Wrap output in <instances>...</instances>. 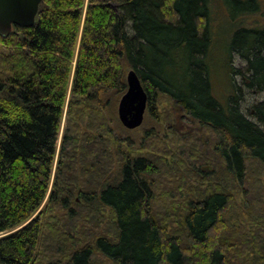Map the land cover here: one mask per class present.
Returning <instances> with one entry per match:
<instances>
[{"label":"trees","instance_id":"obj_1","mask_svg":"<svg viewBox=\"0 0 264 264\" xmlns=\"http://www.w3.org/2000/svg\"><path fill=\"white\" fill-rule=\"evenodd\" d=\"M224 2L233 20L261 8ZM211 13L212 0H43L33 26L0 30V264H103L99 253L110 264H264V212L246 231L234 194L250 164L264 167V100L250 115L241 106L244 90L264 91V26L233 29L221 52L231 88L223 101ZM132 68L149 106L167 96L216 136L210 189L188 200L170 229L152 213L149 176L160 166L150 156L121 157L114 172L109 139L75 121L55 163L69 91L70 113L85 100L102 108L84 104L79 118L101 116L111 94L126 92ZM104 126L109 132L102 122L90 128ZM95 214L108 230L86 237L82 226Z\"/></svg>","mask_w":264,"mask_h":264},{"label":"rangeland","instance_id":"obj_2","mask_svg":"<svg viewBox=\"0 0 264 264\" xmlns=\"http://www.w3.org/2000/svg\"><path fill=\"white\" fill-rule=\"evenodd\" d=\"M259 1L260 11L240 14L236 20H233L229 16L230 11H228L224 0H212L211 27L217 38L214 52L216 67L213 69V83L215 94L223 101L230 93L231 88L228 87V79L223 70L222 53H224L234 28L240 25L264 26V0ZM233 56L235 58L234 66L244 71L246 63L235 53ZM238 79L240 80L241 76ZM121 97L122 95L120 94H111L110 102L104 106L101 116H99L100 114L96 115L87 112L83 120H81L78 112L83 108L84 104H88L87 106L95 109L102 108V106L97 102L82 100L81 102H76L74 112L70 113L69 104L72 101V96L69 91L61 125L56 166L60 160L61 146L67 126L70 122L73 123L75 121L80 125L83 133H94L96 136L99 135L102 138L109 139L114 155V172L121 165V157L127 159L128 156H150L160 166L158 173L149 176L153 182L154 191V198L150 204L152 213L157 219L165 222L167 226L169 224V229L177 227L180 224L177 220L182 215L187 201L199 199L202 192L210 189L213 169L218 168L213 164V157L219 159L213 152L212 143L216 136L210 127L203 125L191 116H187L175 101L164 95L157 97L153 106L148 105L144 122L141 126L135 129H128L122 124L118 114ZM241 97H243L242 109L247 115H250L251 106L258 101L264 100V91L251 92L244 90ZM99 122L107 125L109 132L104 131L105 126L97 131H92L90 126ZM251 165L252 167H250ZM250 166L248 179L242 188L243 191L237 192V190H234L237 201L235 212L240 216V223L248 232L252 229L255 230L254 223L258 221L257 213L264 212V167L256 163L250 164ZM92 189L90 188L89 190ZM49 199L48 196L40 210L45 209ZM250 201L255 206L257 205L256 209L251 210L247 207ZM73 207L77 209V204H73L71 208ZM96 214L91 219V223L89 222L90 224L86 223L89 227L82 226L84 227L81 230L82 233L88 231L83 234L86 237L89 236V232H96L97 235H102L106 234L108 230L107 221L100 219V222L99 218L101 216L99 215L98 217ZM107 215L109 216L108 213ZM261 215L264 214L261 213ZM45 220L47 222L48 217L44 218ZM262 220L264 224V218ZM259 223H261L260 220ZM90 241L84 239L85 243ZM95 261H100L103 264L111 263L100 253L96 255Z\"/></svg>","mask_w":264,"mask_h":264},{"label":"water","instance_id":"obj_3","mask_svg":"<svg viewBox=\"0 0 264 264\" xmlns=\"http://www.w3.org/2000/svg\"><path fill=\"white\" fill-rule=\"evenodd\" d=\"M43 0H0V30L10 33L15 25L33 26ZM126 92L122 95L118 114L122 124L135 129L144 122L148 107V93L135 69L127 72Z\"/></svg>","mask_w":264,"mask_h":264}]
</instances>
